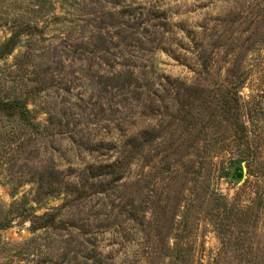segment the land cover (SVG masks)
<instances>
[{"label":"rangeland","instance_id":"rangeland-1","mask_svg":"<svg viewBox=\"0 0 264 264\" xmlns=\"http://www.w3.org/2000/svg\"><path fill=\"white\" fill-rule=\"evenodd\" d=\"M0 264H264V0H0Z\"/></svg>","mask_w":264,"mask_h":264},{"label":"water","instance_id":"water-1","mask_svg":"<svg viewBox=\"0 0 264 264\" xmlns=\"http://www.w3.org/2000/svg\"><path fill=\"white\" fill-rule=\"evenodd\" d=\"M235 176L238 180L242 179L243 178V170L241 168L237 169Z\"/></svg>","mask_w":264,"mask_h":264}]
</instances>
